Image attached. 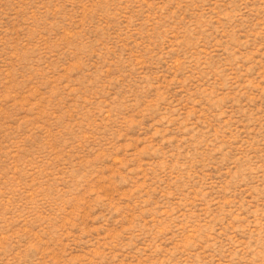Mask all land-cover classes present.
I'll return each instance as SVG.
<instances>
[{
	"label": "rangeland",
	"instance_id": "374dc122",
	"mask_svg": "<svg viewBox=\"0 0 264 264\" xmlns=\"http://www.w3.org/2000/svg\"><path fill=\"white\" fill-rule=\"evenodd\" d=\"M0 264H264V0H0Z\"/></svg>",
	"mask_w": 264,
	"mask_h": 264
}]
</instances>
